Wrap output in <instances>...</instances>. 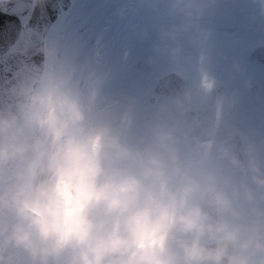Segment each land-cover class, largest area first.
<instances>
[{
	"label": "clouds",
	"instance_id": "1",
	"mask_svg": "<svg viewBox=\"0 0 264 264\" xmlns=\"http://www.w3.org/2000/svg\"><path fill=\"white\" fill-rule=\"evenodd\" d=\"M191 14V13H190ZM0 102V264H264V160L189 170L173 130L132 145L39 71Z\"/></svg>",
	"mask_w": 264,
	"mask_h": 264
},
{
	"label": "bare ground",
	"instance_id": "2",
	"mask_svg": "<svg viewBox=\"0 0 264 264\" xmlns=\"http://www.w3.org/2000/svg\"><path fill=\"white\" fill-rule=\"evenodd\" d=\"M169 7L171 10L168 12ZM76 8L75 6L72 10L71 16ZM180 8L179 0L89 1L82 10L88 16L86 27L79 32L77 23L69 25L73 27L72 32L83 39L82 51L75 59L70 81L81 90L92 124V120L100 114L109 112L118 104L126 105L125 115L120 116L113 126L129 144L149 143L154 129H172L177 137L176 146L181 160L195 174L208 169V164L214 157L207 143L215 128H195L189 137L179 139L175 119L157 118L154 108L146 109L140 114V77L119 76L127 38L132 35L135 27L154 15V19L163 20L148 37L149 44L154 46L157 75L180 64L204 66L216 71L227 60L225 55L234 51V40L236 44L244 43L250 34L258 35L257 24L264 27V0L260 3H255L254 0H223L218 10L227 8L233 16L228 20L219 19L222 24L218 26L209 23L216 22L217 19L208 18L205 14L183 23H173V12ZM224 37L233 40L228 41ZM55 72L56 62L52 67V73ZM263 131L260 128V132Z\"/></svg>",
	"mask_w": 264,
	"mask_h": 264
},
{
	"label": "flooded vegetation",
	"instance_id": "3",
	"mask_svg": "<svg viewBox=\"0 0 264 264\" xmlns=\"http://www.w3.org/2000/svg\"><path fill=\"white\" fill-rule=\"evenodd\" d=\"M261 2V0H255ZM223 0H185V10L187 19L193 20L197 16H207L217 19L210 24L221 25L219 19L228 20L231 15L227 8L218 10ZM191 13V14H190ZM257 18V16H254ZM259 26V24H257ZM152 29H146L142 34H136V41L144 43L153 34ZM259 39L253 37L248 49H252L258 43H264V33L259 31ZM132 40L129 39L128 42ZM141 51V49H140ZM247 53H238L236 49L225 57L229 60L222 64L221 69L214 73H209L206 67L201 66L200 70L191 69L190 64H180L176 72L184 82L183 93L177 96L165 97L152 90L157 83L159 76L154 69V59L149 58L146 52L141 54L128 66L129 71H137L144 74L143 85L147 87L148 93L154 97V112L157 117L165 118L169 115L177 120L181 131L189 133L194 123L188 122L186 112L195 110V119L199 126H209L212 119L209 117L205 121L202 116H208L207 107L215 110L216 122L214 135L215 140L211 145L215 149L216 159L212 167L220 170L221 173H232L237 175L232 169L230 162L225 159L220 152L221 146L237 148L236 137L240 138L241 157H244V147L250 146L252 150L264 160V64L259 62H248ZM139 59L140 63L136 60ZM146 59V60H145ZM138 62V61H137ZM218 72V73H217ZM208 76V79H206ZM209 82V83H208ZM205 83H208V85ZM213 86H217L215 97L209 96ZM198 110H201L197 112ZM260 119L262 125L260 126ZM262 128L263 133L260 132Z\"/></svg>",
	"mask_w": 264,
	"mask_h": 264
},
{
	"label": "rangeland",
	"instance_id": "4",
	"mask_svg": "<svg viewBox=\"0 0 264 264\" xmlns=\"http://www.w3.org/2000/svg\"><path fill=\"white\" fill-rule=\"evenodd\" d=\"M83 1V0H82ZM85 0L83 2V5L79 7L78 15L75 17V20H72L71 17L68 18H60L55 24L54 26L51 28V30L48 33V48L46 51V68L45 70L51 72V65L53 64V62L56 60L55 59V55L58 49V42L60 40V38L57 40V36H58V28L57 26L61 25L63 23L64 28L67 29V26L70 25L71 22H82L85 20L84 15L81 14L83 8H85V4H86ZM63 30V29H62ZM60 37V36H59ZM69 39V38H66ZM80 47H78V43L76 42V46H73V44H69L68 40H67V46H64L62 52H61V71H62V75L66 77L67 72L69 73L71 70V66L73 64V58L74 56L72 55V53L79 51ZM62 63H64V65H62ZM63 69V70H62Z\"/></svg>",
	"mask_w": 264,
	"mask_h": 264
},
{
	"label": "snow or ice",
	"instance_id": "5",
	"mask_svg": "<svg viewBox=\"0 0 264 264\" xmlns=\"http://www.w3.org/2000/svg\"><path fill=\"white\" fill-rule=\"evenodd\" d=\"M4 15L7 17H14V19L11 21V23L13 24V27L15 29H19L20 27L23 26L21 16L17 15L15 12L8 11L7 8H5L4 9ZM48 16H49V20H50L51 19V13L50 12L48 13ZM42 19H44L43 16H33V17L28 19L27 24L29 26L38 25ZM58 19H59V17L57 18V20Z\"/></svg>",
	"mask_w": 264,
	"mask_h": 264
}]
</instances>
